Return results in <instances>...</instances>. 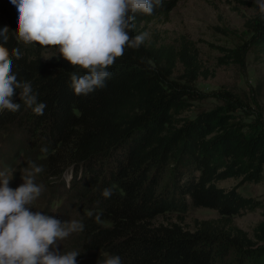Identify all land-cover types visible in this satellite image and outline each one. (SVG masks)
<instances>
[{"label": "trees", "instance_id": "16d2710c", "mask_svg": "<svg viewBox=\"0 0 264 264\" xmlns=\"http://www.w3.org/2000/svg\"><path fill=\"white\" fill-rule=\"evenodd\" d=\"M238 1L255 13L244 21L248 39L221 48L223 64H244L253 50L264 54V18L254 0ZM178 3L161 0L152 15L136 13L130 35L168 19ZM16 26V6L0 0V29H9L5 46L22 53L19 60L13 57V71L47 106L43 115L34 114L17 89L14 102L21 107L0 113V129L26 132L30 144L8 139L11 148H0V155L21 150L48 178L72 171L65 202L80 209L79 247L92 256L88 264H104L112 255L122 264H264V221L252 235L234 221L260 207L264 216L262 200L239 191L264 181V109L258 95L248 101L228 87L200 91L197 80L214 73L204 67L196 42L180 34L172 42L147 37L138 49H126L109 68L103 88L76 96L70 77L84 72L58 56L46 58L51 47L25 46ZM207 97L220 103L194 118L182 117L194 101ZM228 179L238 183L219 185ZM105 188L112 189L110 198L102 196ZM191 207L219 216L195 218L186 226L184 214ZM95 212L102 213L100 222ZM167 213L179 219L156 222Z\"/></svg>", "mask_w": 264, "mask_h": 264}, {"label": "clouds", "instance_id": "9594fccd", "mask_svg": "<svg viewBox=\"0 0 264 264\" xmlns=\"http://www.w3.org/2000/svg\"><path fill=\"white\" fill-rule=\"evenodd\" d=\"M17 8L15 34L25 46L51 47L58 57L83 75L70 77L74 95H88L105 86L109 68L122 58L128 48L138 49L147 39L144 32L131 36L136 13L152 15L161 0H11ZM264 18V0H254ZM8 27L0 29V113L19 111V99L36 115H43L46 103L38 102L30 82H20L13 71V57L22 58L19 48L9 50ZM35 42V43H34ZM58 46V47H57ZM46 149H42L45 151ZM30 170L21 176L23 183L13 189L8 176L0 172V264H77L81 254L73 250L60 252L58 245L72 233L82 232L80 220L62 222L53 215L32 211L43 186L35 182L42 166L29 162ZM104 198L113 195L111 188L102 191ZM101 212H95L100 222ZM89 211L88 216L93 217ZM104 264H122L118 255Z\"/></svg>", "mask_w": 264, "mask_h": 264}, {"label": "rangeland", "instance_id": "374dc122", "mask_svg": "<svg viewBox=\"0 0 264 264\" xmlns=\"http://www.w3.org/2000/svg\"><path fill=\"white\" fill-rule=\"evenodd\" d=\"M254 9L242 4L238 0H179L177 7L170 13L168 19H156L145 25L148 38L156 39L159 42H172L180 34L187 35L196 42L200 51L201 61L210 73L208 78L200 77L197 80V88L205 93H210L221 87L232 88L237 91L245 100H250L253 95H258L260 104L264 109V54L257 51H250L246 54L244 64L231 61L223 64L224 57L222 49H233L244 43L249 33L244 27L247 16L254 14ZM58 52L49 49L45 53L46 58L57 57ZM215 98L207 97L194 101L182 117L194 118L199 112L208 110L219 104ZM9 133H12L9 135ZM26 132H20L8 126L7 129H0V148L5 150L11 148L6 141L14 140L18 144L24 142L26 147ZM28 161L23 152L9 153L7 157L0 155V172L5 173L10 181L9 186L13 189L23 183L21 176L30 170ZM72 171L66 172L59 178H48L41 172L35 175V182L43 186L41 196L31 205L32 211H40L47 215H53L62 222L79 220L80 209L72 201L68 200L65 182L72 178ZM238 183L237 179L221 181L220 186L231 187ZM239 191L245 196H252L262 200L264 203V181L261 183H248L242 185ZM217 211L209 208L191 207L184 214L185 225L191 226L195 218L208 219L216 218ZM177 213L159 215L156 222L167 223L177 221ZM235 223L251 235L255 227L264 221L263 207L253 211H246L234 217ZM79 232L72 233L67 239L58 245L60 252L79 251L77 264H88L92 256L81 251L79 247ZM93 260V259H92Z\"/></svg>", "mask_w": 264, "mask_h": 264}]
</instances>
